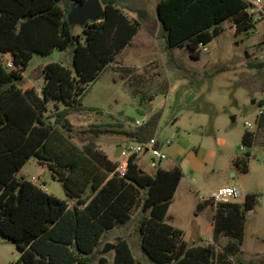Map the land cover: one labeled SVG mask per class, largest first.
Masks as SVG:
<instances>
[{"label":"trees","instance_id":"trees-1","mask_svg":"<svg viewBox=\"0 0 264 264\" xmlns=\"http://www.w3.org/2000/svg\"><path fill=\"white\" fill-rule=\"evenodd\" d=\"M85 1L0 0V234L19 250L12 264H90L97 257L100 264H106L104 254L109 252L114 253L113 264H141L121 237L103 242L93 253L103 234L124 225L139 207L144 213L138 222L140 246L156 264H264V256L245 260L239 254L244 213L254 207L256 194H247L242 204L237 200L199 203L197 209L203 203L215 206L213 236L232 240L220 250L211 243L189 245L183 231L165 221L183 176L179 165L158 166L148 174L133 155L120 175L118 162L94 140L79 150L69 146L66 152H54L52 138L71 135L68 114L86 111L80 99L87 86L131 44L146 16L142 10L140 18L129 17L121 0H100L104 18L88 21L74 32L67 13ZM249 7L248 0H156L155 16L166 48L187 42L190 54L196 56L200 45L212 39L210 30L221 21L232 18L236 31L250 29L254 13ZM70 45L73 71L50 62L42 67L39 88L16 85L34 54L46 55ZM7 58L10 68L4 64ZM249 66L261 68L264 61ZM261 116L258 127L264 128ZM149 126H153L151 119L138 129L142 133ZM91 130L96 135L108 131ZM253 138L245 131L242 142L250 145ZM31 156L62 183L71 202L17 176ZM234 164L245 173L248 157L236 158Z\"/></svg>","mask_w":264,"mask_h":264},{"label":"rangeland","instance_id":"rangeland-1","mask_svg":"<svg viewBox=\"0 0 264 264\" xmlns=\"http://www.w3.org/2000/svg\"><path fill=\"white\" fill-rule=\"evenodd\" d=\"M155 1H120L129 17L140 18L142 10L146 16L131 44L87 86L80 99L86 111L68 114L73 125L71 135L52 138V148L59 154L69 146L78 149L94 140L110 159L116 160L121 147L139 140L137 135L144 140L155 136L160 148L168 153L159 166L171 169L179 165L183 172L165 221L181 229L189 245L211 243L220 250L232 238L214 237L215 206L203 203L197 209V205L217 187L236 184L241 194L238 203L242 204L247 194L257 195L254 207L244 213L239 254L245 260L262 257L264 128L258 127L263 118L258 110L264 105V66L250 67L249 63L264 61V17L254 13L253 26L241 31H236L232 18L221 21L210 30L207 51L192 56L187 42L166 48L155 16ZM79 31V25H74V32ZM72 55L73 45L46 55L34 54L16 85L39 88L42 67L50 62L73 71ZM149 119L153 126L141 133L134 121ZM104 128L107 133L97 135L91 130ZM245 131L254 135L250 145L242 142ZM166 140L169 145L164 144ZM247 157L248 170L240 172L234 160ZM150 158V154L140 155L136 161L148 174L155 171L149 166ZM17 176L42 184L47 192L71 202L62 183L52 178L50 170L34 156L26 160ZM142 215L139 207L124 225L105 232L93 253L103 242L121 237L129 242L141 264H156L140 246L138 222ZM113 256V252L104 254L106 264H113ZM18 257L16 246L0 234V264H12ZM90 264H100L98 257Z\"/></svg>","mask_w":264,"mask_h":264},{"label":"built area","instance_id":"built-area-1","mask_svg":"<svg viewBox=\"0 0 264 264\" xmlns=\"http://www.w3.org/2000/svg\"><path fill=\"white\" fill-rule=\"evenodd\" d=\"M250 2L249 12L258 13L260 16L264 17V0H248ZM206 45H200L199 51H207ZM4 64L7 67H12V62L10 58L4 60ZM258 114H264V105L260 107L258 110ZM136 126H142L146 120H135ZM247 126H250V123H246ZM165 145H169L170 141L166 140L164 142ZM150 154V162L149 166L152 168H157L162 160L168 158V153L163 151L158 143V140L155 136H151L146 138L145 140L135 141L133 144L126 143L120 149V157L117 161L116 171L123 175L127 168L128 159L136 155L139 157L140 155ZM240 189L236 184L230 185H222L217 187L208 197L203 198L204 200H212L215 204L219 202H227L231 200H237L240 197Z\"/></svg>","mask_w":264,"mask_h":264},{"label":"water","instance_id":"water-1","mask_svg":"<svg viewBox=\"0 0 264 264\" xmlns=\"http://www.w3.org/2000/svg\"><path fill=\"white\" fill-rule=\"evenodd\" d=\"M105 16V10L100 0H86L73 5L67 13L69 25L83 26L88 21H98ZM216 35V32L213 33ZM255 100H252L254 103Z\"/></svg>","mask_w":264,"mask_h":264},{"label":"crops","instance_id":"crops-1","mask_svg":"<svg viewBox=\"0 0 264 264\" xmlns=\"http://www.w3.org/2000/svg\"><path fill=\"white\" fill-rule=\"evenodd\" d=\"M124 10H125V7H124ZM133 18H135V17H133ZM112 160V159H111ZM119 160V158L118 159H116V160H112V161H118ZM229 184V183H228ZM214 209H215V207H214Z\"/></svg>","mask_w":264,"mask_h":264}]
</instances>
